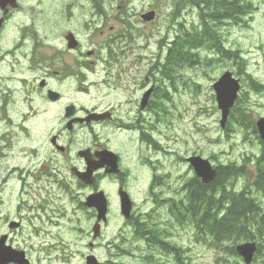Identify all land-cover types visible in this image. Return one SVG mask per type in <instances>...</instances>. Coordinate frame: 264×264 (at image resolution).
Wrapping results in <instances>:
<instances>
[{"label": "flooded vegetation", "instance_id": "flooded-vegetation-1", "mask_svg": "<svg viewBox=\"0 0 264 264\" xmlns=\"http://www.w3.org/2000/svg\"><path fill=\"white\" fill-rule=\"evenodd\" d=\"M24 1L0 0V151L8 153L0 155V160L6 161L12 157L16 134H22L26 142L20 150L25 165L12 166L7 176L3 177L2 184H6V178L15 172L23 189L30 186V177L36 181L43 179L38 175V121H41L45 125L44 128L41 127V131H49L48 144L51 153L45 156L40 166L51 173V178H54L53 181L60 186L63 193L70 195V187L89 189L90 192L83 197L85 200L100 190L108 200L110 213L111 203L120 211L119 193L123 191L130 200L127 219L117 212L123 223L134 226L136 231H142L148 242L154 243L147 245L150 253L158 251L171 256V263L185 264L187 250L184 246L166 243L153 228L138 223L137 204L132 199L134 193L129 191L127 183L124 182V173L129 172L124 163V156L110 148L108 143H100L99 136L94 133V127L112 124L119 130L139 133L136 138L137 152L140 154L138 160L150 171L152 190L148 186L147 194L154 198L153 189L161 186L162 179L167 178L156 176L164 164L159 158L153 159L142 154V151H150L152 154L169 153V147L161 144L152 134L155 121L159 124L166 114L165 108L161 105L162 100H156L157 90L151 76H144L140 80V76L127 78L119 71L111 70L118 68L124 72V69L128 70L132 65L137 72L138 64L143 60L163 59L172 64L181 59L185 62L187 57L196 56L194 53H187L185 49L201 47L203 41L208 44L207 49L212 51L213 61L219 58L234 60L236 50L233 43L230 44L220 30L211 32L208 24L212 22H205L203 18H200L203 27L200 34H189L185 32L186 28L180 38L179 31L174 30L170 39V28H181L186 24L184 15L190 16V23H195L190 8L198 6L203 9L205 6L201 0H179L177 3H180L181 7L167 14L168 25L163 32L153 26L161 14L158 2L150 4L147 0H139V6H136L131 4V0H73L72 3L65 2L62 6L54 2L51 8L49 0H30L26 5L23 4ZM186 1L193 6H189V10L184 12ZM240 4L241 0L227 1L228 22L233 21L235 8ZM131 16L136 20L129 21ZM111 22L120 26L109 25ZM217 23L215 21L212 24ZM118 41H124L125 46L118 47ZM127 52L132 56L131 61L127 60ZM99 65L103 66L101 71L104 76L99 82L89 81L87 74H93ZM158 70L164 78L167 77V64L160 66ZM34 71H38V78L31 81L30 74ZM225 72L232 78H238L231 70ZM31 83L35 92L41 96L40 100L32 97ZM92 84L98 91L102 88L107 91L99 97V101L95 100L94 104L92 101L83 100L93 98ZM50 94H53L52 97ZM121 97L124 100H121ZM155 105L158 107L155 108ZM47 125L50 126L46 128ZM254 132L258 135L261 150L259 158L255 160L254 169L247 171L248 177L253 179L246 182L242 192L236 193L232 175L222 174L233 172L237 162L235 157L230 160L214 155L209 159L199 153L183 158V161H188L189 158L206 159L213 169L211 180L204 181L201 176L195 175L194 207L200 217L203 201L208 196H213L215 202L222 204L231 203L234 196H243L250 205L259 203V197L264 194V138H260L256 123ZM32 135L35 136L34 140H31ZM88 135H93V139H83L84 145L77 143L79 137L85 138ZM108 139L110 142L114 141V138ZM74 148L78 149L72 156ZM242 160L244 161L243 157ZM97 162L105 165L93 172L92 177L95 180L91 184H82L78 176L88 169L90 163ZM106 169L115 171L108 173ZM240 169H244V166ZM34 171H37L36 175L32 174ZM66 172H69L68 176ZM109 180L116 183L115 189L110 192L107 191ZM190 184L188 182L183 187L186 198L188 189H191ZM159 208L160 204L155 203V209ZM84 209L90 214L87 234L91 242L87 248L91 249L96 246L95 241H100L104 236L109 215L105 221L99 223L96 236L93 230L96 210ZM185 210L187 212V205ZM238 210L235 216L238 215L241 219L251 218L250 213L239 208ZM21 221L20 217L17 227L11 229L7 225V229L0 231V237L6 236L5 244L0 246V249L10 247L18 253L14 256L18 261L7 264H38L39 261H45L38 258V225L28 226L26 222L22 224ZM118 243L119 241L116 244L110 243L114 253L108 251L105 264L156 262L153 254L146 255V260L132 258L131 263L122 262L118 259V253L122 249ZM213 247L217 249V245ZM39 248L41 252V245ZM89 255L91 254L85 258ZM97 263L100 264L98 260Z\"/></svg>", "mask_w": 264, "mask_h": 264}, {"label": "rangeland", "instance_id": "rangeland-1", "mask_svg": "<svg viewBox=\"0 0 264 264\" xmlns=\"http://www.w3.org/2000/svg\"><path fill=\"white\" fill-rule=\"evenodd\" d=\"M72 1L49 0L48 4L52 8L54 2L62 6L65 2L72 3ZM147 2L159 3L158 9L161 10V14L153 26L162 32L168 25L167 14L181 7L180 3H177L179 0H166V2L147 0ZM26 3H30V0H25L24 4ZM243 3L250 8L244 17L221 24H208L211 32L220 30L227 37L226 40L230 44L233 43L236 50L234 60L219 58L213 61L212 51L202 45L193 50L185 49L187 53L196 54L195 57H187L185 62L181 59L173 64L163 59L143 60L139 62L137 72L132 65L128 70L124 69V72L118 68L111 70L119 71L127 78L140 76V80L144 76H151V81L157 90L156 100H162L161 105L165 108L166 114L160 119L159 124L155 121L152 134L161 144L169 147V153L152 154L150 151H142V154L149 155L153 159L159 158L164 164L156 176L158 178L167 176V178L162 179L161 186L153 189L154 198L147 194L148 186L152 190L150 171L138 160L140 154L137 152L136 138L139 133L119 130L112 124L94 127V133L99 136L100 143H108L110 148L124 156V163L129 169L125 183L129 191L134 193L132 199L137 204L138 223L153 228L154 232L161 235L164 242L184 246L187 250L185 264H243L234 253L233 255L222 252L223 249L232 250L234 245L224 244L221 249H216L205 244L210 239L205 236V229L198 225V220L189 218L185 210L186 194L183 191L185 184L194 178L189 164L183 161L184 157H192L199 153L209 159L214 155L220 159L230 158V160L235 157L236 168L244 166L246 172L254 169L255 160L259 158L261 146L257 139L258 135L254 132V123L264 117V0H244ZM131 4L139 6V0H131ZM189 6L193 5L186 1L184 12L189 10ZM190 9L193 11L191 17L194 18L195 23H190V16L184 15L186 24L181 28L175 26L170 28V39L174 30L179 31L180 38L186 28L185 32L189 34L201 33L203 27L200 18L207 12L198 6ZM74 14L77 15L76 10ZM134 20L136 18L132 16L129 19V21ZM109 25L120 26L113 22ZM117 46L124 47V41H118ZM125 55L127 60H132L130 53L127 52ZM165 64H167V77L164 78L158 68ZM102 69L103 66L99 65L93 74H87L88 80L99 82L104 76ZM226 70H231L240 79L241 92L226 129L220 130V114L216 108L211 85ZM34 78H38V71L30 74V80ZM31 90L32 97L40 100L41 96L35 92L33 83ZM91 90L93 98L83 100L92 101L93 104L107 92L104 88L98 91L95 85ZM120 99L124 100L123 97ZM157 107L155 105V108ZM34 110L35 108L32 111ZM49 126L47 125L46 128ZM41 127L44 128L45 125L38 121V147H40L38 175L43 177L42 180L36 181L30 177L28 179L30 186L23 189L15 172L16 176H8L6 184H2L3 177L7 176L12 166L25 165L23 155L20 153L21 148L26 144L22 134L15 135L16 144L12 157L6 161L0 160V231L7 229L10 221H18L19 217L22 219V224L26 222L28 226L38 225V258L45 259L38 264H66L67 261L68 264L84 263L88 254L93 255L100 264H105L108 251L114 253L110 243L116 244L118 241V245L122 247L118 259L122 262L131 263L132 258L146 260V255L153 254L156 260L153 264H162L161 262L174 264L170 262L171 256L158 251L150 253L147 245L154 243L148 242L142 231H136L134 226L124 224L117 214L114 203H111L109 223L104 228V236L93 249L87 248L88 243L91 242L87 234L90 214L81 203L90 190L71 187V196L65 194L53 181L51 173L42 169L41 162L51 153V148L48 144L49 131L46 129L44 132L41 131ZM110 137L114 138L113 142L108 139ZM34 139L35 136L32 135L31 140ZM83 139H93V135L85 138L81 136L77 143L84 145ZM77 149L72 150V156ZM7 154L5 151H0V155ZM32 174L36 175L37 171ZM68 174L69 172H66L67 176ZM248 180L247 177H234L236 193L244 190L243 187ZM107 183L108 192L115 189V181L109 180ZM155 203L160 204L159 209H155ZM259 204L264 209V196L259 197ZM241 242L244 241L238 243ZM257 244L260 252L253 264H264V237L257 241Z\"/></svg>", "mask_w": 264, "mask_h": 264}, {"label": "water", "instance_id": "water-1", "mask_svg": "<svg viewBox=\"0 0 264 264\" xmlns=\"http://www.w3.org/2000/svg\"><path fill=\"white\" fill-rule=\"evenodd\" d=\"M238 82L232 81L230 79L229 75L223 76V78L219 81L218 84L215 85L214 89L217 94V101H218V108L222 112V120L221 125H223L224 121L227 118V114L229 111V108L233 105L235 99H236V93L238 91ZM51 97L53 94H50ZM259 128L264 129V119H260L257 123ZM104 164L102 163H93V169H97L99 167H102ZM193 168L197 175L201 176L203 179L208 180L210 177V171L208 167L204 163H194ZM115 170L112 169L111 172H114ZM78 178H80L84 183H89L87 178H84L83 175H79ZM121 197V206L125 213L129 210V200L125 193L120 192ZM88 207L96 209L98 213V217L103 218V215L106 210L105 206V200L101 193L99 194H93L88 197V202L86 204ZM98 235V232H96V236ZM3 242V239L0 241V243ZM254 244H245L243 246L238 247L239 253L244 256L246 261L248 262L250 260V257L254 251ZM4 261H8L10 259L9 254H5L1 258Z\"/></svg>", "mask_w": 264, "mask_h": 264}, {"label": "trees", "instance_id": "trees-1", "mask_svg": "<svg viewBox=\"0 0 264 264\" xmlns=\"http://www.w3.org/2000/svg\"><path fill=\"white\" fill-rule=\"evenodd\" d=\"M219 1L220 0H213V2L214 3H218L219 4ZM236 208L238 209V207L236 206ZM224 225H226V222L225 221H219V223H218V226L219 227H222V226H224ZM232 227H230V229H231ZM244 239L245 240H253V239H255V237L254 236H246V237H244Z\"/></svg>", "mask_w": 264, "mask_h": 264}, {"label": "bare ground", "instance_id": "bare-ground-1", "mask_svg": "<svg viewBox=\"0 0 264 264\" xmlns=\"http://www.w3.org/2000/svg\"><path fill=\"white\" fill-rule=\"evenodd\" d=\"M92 134V133H91Z\"/></svg>", "mask_w": 264, "mask_h": 264}]
</instances>
